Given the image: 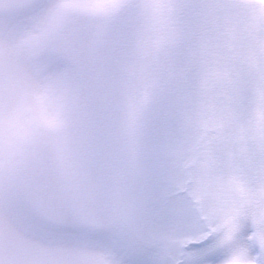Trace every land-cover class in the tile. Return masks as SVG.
I'll return each mask as SVG.
<instances>
[{"label":"snow or ice","instance_id":"snow-or-ice-1","mask_svg":"<svg viewBox=\"0 0 264 264\" xmlns=\"http://www.w3.org/2000/svg\"><path fill=\"white\" fill-rule=\"evenodd\" d=\"M0 264H264V0H0Z\"/></svg>","mask_w":264,"mask_h":264}]
</instances>
